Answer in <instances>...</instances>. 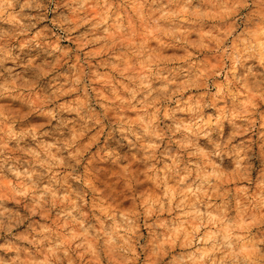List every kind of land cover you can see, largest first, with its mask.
<instances>
[{
  "label": "clouds",
  "instance_id": "1",
  "mask_svg": "<svg viewBox=\"0 0 264 264\" xmlns=\"http://www.w3.org/2000/svg\"><path fill=\"white\" fill-rule=\"evenodd\" d=\"M0 264H264V0H0Z\"/></svg>",
  "mask_w": 264,
  "mask_h": 264
}]
</instances>
